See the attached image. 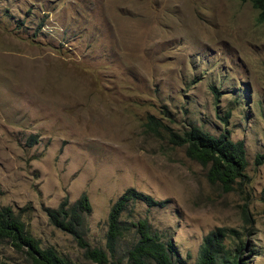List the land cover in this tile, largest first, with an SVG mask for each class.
<instances>
[{"label": "rangeland", "instance_id": "374dc122", "mask_svg": "<svg viewBox=\"0 0 264 264\" xmlns=\"http://www.w3.org/2000/svg\"><path fill=\"white\" fill-rule=\"evenodd\" d=\"M255 13L250 0H0V207L40 247L86 263L42 207L85 193L84 238L104 249L109 207L133 187L165 203L135 201L121 220L146 219L188 264L215 227L237 232L224 242L239 264H264V160L254 164L264 153V23ZM147 114L175 131L228 129L243 141L246 179L228 192L209 184L183 147L144 130ZM0 260L22 263L6 243Z\"/></svg>", "mask_w": 264, "mask_h": 264}, {"label": "trees", "instance_id": "16d2710c", "mask_svg": "<svg viewBox=\"0 0 264 264\" xmlns=\"http://www.w3.org/2000/svg\"><path fill=\"white\" fill-rule=\"evenodd\" d=\"M250 3L256 11L255 23H264V0H250ZM42 24V21L38 23L37 30ZM211 91L216 97L218 91L212 86ZM228 115L229 112H225L218 118L226 124ZM143 128L148 134L163 139L171 146L183 147L186 157L205 168L206 181L217 185L223 192L233 190L234 185L246 179L244 169L247 161L243 141H233L226 128L217 135L194 124L175 131L152 114L146 115ZM31 139L34 136H30ZM263 160L264 153L256 154L254 164L258 165ZM135 201L147 207H161L165 203V200H155L149 194L127 187L111 203L107 212L104 249L91 247L84 238L83 217L91 210L85 193H81L72 202L65 196L55 207H42L48 223L72 238L82 250L86 263L70 262L51 246L40 247L37 239L28 233L18 214L9 206L0 207V243L8 244L14 252L21 254L20 264H188L169 240L161 239L151 230L146 219L139 218L130 223L121 220L122 212ZM228 232L237 233L233 229L215 227L204 234L194 264H239L240 258L231 253L224 242ZM127 234L130 238L120 251L119 241ZM238 249L240 246L234 251ZM0 264L4 263L0 260Z\"/></svg>", "mask_w": 264, "mask_h": 264}]
</instances>
